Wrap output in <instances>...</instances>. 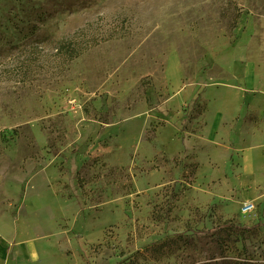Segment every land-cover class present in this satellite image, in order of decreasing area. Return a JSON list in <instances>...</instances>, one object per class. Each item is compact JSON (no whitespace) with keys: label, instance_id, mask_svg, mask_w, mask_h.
<instances>
[{"label":"rangeland","instance_id":"rangeland-1","mask_svg":"<svg viewBox=\"0 0 264 264\" xmlns=\"http://www.w3.org/2000/svg\"><path fill=\"white\" fill-rule=\"evenodd\" d=\"M240 260L264 264V0H0V264Z\"/></svg>","mask_w":264,"mask_h":264},{"label":"trees","instance_id":"trees-1","mask_svg":"<svg viewBox=\"0 0 264 264\" xmlns=\"http://www.w3.org/2000/svg\"><path fill=\"white\" fill-rule=\"evenodd\" d=\"M228 263H232V264H253V263H251L249 261H246V260H240V261H237V262L228 261V262H222L221 264H228Z\"/></svg>","mask_w":264,"mask_h":264},{"label":"built area","instance_id":"built-area-1","mask_svg":"<svg viewBox=\"0 0 264 264\" xmlns=\"http://www.w3.org/2000/svg\"><path fill=\"white\" fill-rule=\"evenodd\" d=\"M249 209H250L249 207H245L242 211L245 212V211H247Z\"/></svg>","mask_w":264,"mask_h":264}]
</instances>
